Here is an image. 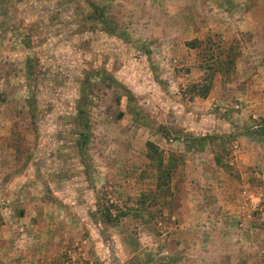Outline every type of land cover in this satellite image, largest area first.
Masks as SVG:
<instances>
[{
	"label": "rangeland",
	"instance_id": "374dc122",
	"mask_svg": "<svg viewBox=\"0 0 264 264\" xmlns=\"http://www.w3.org/2000/svg\"><path fill=\"white\" fill-rule=\"evenodd\" d=\"M262 70L264 0H0V264H264Z\"/></svg>",
	"mask_w": 264,
	"mask_h": 264
},
{
	"label": "trees",
	"instance_id": "16d2710c",
	"mask_svg": "<svg viewBox=\"0 0 264 264\" xmlns=\"http://www.w3.org/2000/svg\"><path fill=\"white\" fill-rule=\"evenodd\" d=\"M94 3V2H92ZM95 5L93 14H90L88 18L94 19L96 21H99V23H106L111 29L116 28L114 19L107 15L105 8L98 5L96 2L93 4ZM196 46V44H194ZM229 57H231V60H228L229 65H233V61L236 60L235 55L228 54ZM218 58L220 56H217ZM221 63V62H220ZM215 77V72H208L205 78L206 87L199 92L200 95L205 96L209 90L211 89V85L213 82V78ZM80 113V112H79ZM82 113V111H81ZM84 127H87L86 124H84ZM87 131H83L81 133V139L83 142L87 140ZM148 147V157L150 161L155 165L157 170V190L163 197H168L172 194L171 189V182L172 177L174 173L173 165L171 164V161L168 162L164 159L159 146L153 142L148 141L147 142ZM105 215V214H104ZM110 215V214H109ZM106 221L113 222L115 221V218H112L111 216L105 217Z\"/></svg>",
	"mask_w": 264,
	"mask_h": 264
},
{
	"label": "crops",
	"instance_id": "0c3cea01",
	"mask_svg": "<svg viewBox=\"0 0 264 264\" xmlns=\"http://www.w3.org/2000/svg\"><path fill=\"white\" fill-rule=\"evenodd\" d=\"M258 74L264 75V70H262L261 72H258L256 75L259 76ZM250 86H251L252 91H257V94L250 102L251 103L250 107L251 109H253L255 113L257 112L261 114L262 116H264V77L261 78L259 76L258 79L253 80ZM45 229L47 228H44V230ZM42 230L43 229L38 230V231H42ZM49 240L50 239H47L45 244L42 243L39 245V249H42L43 254L45 253L44 255H48V256L56 255L58 251L60 252L63 249L62 243L60 244L58 241L49 242Z\"/></svg>",
	"mask_w": 264,
	"mask_h": 264
}]
</instances>
